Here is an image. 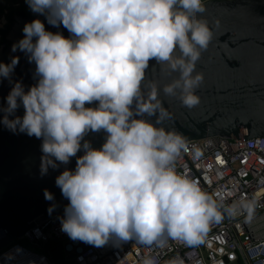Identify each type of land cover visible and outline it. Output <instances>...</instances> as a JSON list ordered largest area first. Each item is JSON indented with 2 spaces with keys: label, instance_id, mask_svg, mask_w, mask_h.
Returning <instances> with one entry per match:
<instances>
[{
  "label": "clouds",
  "instance_id": "clouds-1",
  "mask_svg": "<svg viewBox=\"0 0 264 264\" xmlns=\"http://www.w3.org/2000/svg\"><path fill=\"white\" fill-rule=\"evenodd\" d=\"M210 2L25 0L33 13L62 24L70 35L47 30L39 18L24 25L12 50L35 63L37 82L27 91L15 82L0 123L42 140V176L76 157L75 169L56 177L69 201L61 231L73 241L97 248L129 241L163 248L169 240L197 246L225 216L253 222L254 199L224 204L177 167L187 140L166 127L173 118L166 98L189 110L202 103L206 76L198 65L223 23L206 15ZM18 63L19 57L0 63V78H10ZM258 104L264 108V93ZM21 105L24 115L18 116ZM100 132L104 143L93 147L85 137ZM44 196L55 199L47 189ZM142 264L157 259L146 256Z\"/></svg>",
  "mask_w": 264,
  "mask_h": 264
},
{
  "label": "water",
  "instance_id": "water-1",
  "mask_svg": "<svg viewBox=\"0 0 264 264\" xmlns=\"http://www.w3.org/2000/svg\"><path fill=\"white\" fill-rule=\"evenodd\" d=\"M206 15L210 19L218 16L223 23L216 28V39L198 65V70L204 71L206 76L199 93L202 103L189 110L178 100L166 98L173 113L166 127L180 131L187 143L213 137L235 142L264 138V108L258 104L264 83L254 87L249 83L250 80L264 82V21L259 17L264 16V0H211ZM37 18L45 23L47 30L62 32L65 37L70 35L62 24L53 26L43 15L14 16V24L5 37L8 43L0 46V63H10L13 57H19V63L10 78H0V109L7 106L6 97L15 82L22 81L25 91L37 82L35 63H30L24 52L12 50L13 44L24 37V25ZM165 82L167 80L162 79L161 84ZM24 111L21 105L16 115L23 116ZM3 116L0 111V121ZM104 137L103 132L90 133L85 139L99 148ZM41 143V139L13 133L0 123V249L20 239L69 203L57 187L56 177L65 168L75 169L76 157L67 165L49 168L42 176ZM83 154L81 151L77 156ZM45 189L54 194L53 201L45 199ZM52 204L56 207L49 212Z\"/></svg>",
  "mask_w": 264,
  "mask_h": 264
},
{
  "label": "built area",
  "instance_id": "built-area-1",
  "mask_svg": "<svg viewBox=\"0 0 264 264\" xmlns=\"http://www.w3.org/2000/svg\"><path fill=\"white\" fill-rule=\"evenodd\" d=\"M183 153L207 189L183 154L177 167L224 204L241 198L256 201L251 224L243 217L225 216L211 227L205 243L197 246L169 240L163 248L145 247L136 241L97 248L73 241L61 231L59 218L64 208L0 249V264H59L51 249L53 243L61 245L65 264H142L146 256H154L157 264L172 260L182 264H264V138L244 142L207 138L187 143ZM17 248L22 251L16 253ZM6 253H14L15 258L7 259Z\"/></svg>",
  "mask_w": 264,
  "mask_h": 264
},
{
  "label": "trees",
  "instance_id": "trees-1",
  "mask_svg": "<svg viewBox=\"0 0 264 264\" xmlns=\"http://www.w3.org/2000/svg\"><path fill=\"white\" fill-rule=\"evenodd\" d=\"M0 11L3 12V10L1 9V6H0ZM16 14H20L21 16H23L25 18L40 16L39 14L33 13L29 8L22 7V8L17 9V10H12L7 16L8 24L6 25L5 29H3L1 31L2 40L0 41V46L4 43H8L5 39V37L10 32V30L14 24V16ZM22 243L24 245L28 246V244L25 241H22ZM60 246H61L60 244L53 243L51 246V249L54 252V259L56 260V262H58L59 264H65V262H63L64 256H63V253L61 251Z\"/></svg>",
  "mask_w": 264,
  "mask_h": 264
},
{
  "label": "crops",
  "instance_id": "crops-1",
  "mask_svg": "<svg viewBox=\"0 0 264 264\" xmlns=\"http://www.w3.org/2000/svg\"><path fill=\"white\" fill-rule=\"evenodd\" d=\"M0 6L1 9L3 10V12L0 11V40H1L2 38L1 31L5 29L6 25L8 24L7 16L9 14V11L5 7L4 0H0ZM17 6L19 7V9L23 7L19 4L13 7L16 8ZM11 10H16V9H11Z\"/></svg>",
  "mask_w": 264,
  "mask_h": 264
},
{
  "label": "rangeland",
  "instance_id": "rangeland-1",
  "mask_svg": "<svg viewBox=\"0 0 264 264\" xmlns=\"http://www.w3.org/2000/svg\"><path fill=\"white\" fill-rule=\"evenodd\" d=\"M4 3H5V7L6 9L9 11V13L12 11L11 9H19V7L17 6L16 8H14L13 6H16V5H21V6H25L27 8H29L26 3H25V0H4Z\"/></svg>",
  "mask_w": 264,
  "mask_h": 264
},
{
  "label": "flooded vegetation",
  "instance_id": "flooded-vegetation-1",
  "mask_svg": "<svg viewBox=\"0 0 264 264\" xmlns=\"http://www.w3.org/2000/svg\"><path fill=\"white\" fill-rule=\"evenodd\" d=\"M24 8H27V7H25V6H23Z\"/></svg>",
  "mask_w": 264,
  "mask_h": 264
}]
</instances>
